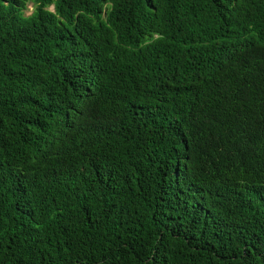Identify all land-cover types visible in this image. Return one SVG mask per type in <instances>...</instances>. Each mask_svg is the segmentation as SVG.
I'll return each mask as SVG.
<instances>
[{
  "label": "trees",
  "instance_id": "trees-1",
  "mask_svg": "<svg viewBox=\"0 0 264 264\" xmlns=\"http://www.w3.org/2000/svg\"><path fill=\"white\" fill-rule=\"evenodd\" d=\"M0 264H264V0H0Z\"/></svg>",
  "mask_w": 264,
  "mask_h": 264
},
{
  "label": "rangeland",
  "instance_id": "rangeland-1",
  "mask_svg": "<svg viewBox=\"0 0 264 264\" xmlns=\"http://www.w3.org/2000/svg\"><path fill=\"white\" fill-rule=\"evenodd\" d=\"M31 9H32V5L30 4V3H27L26 4V7H25V9H24V14H29L30 13V11H31Z\"/></svg>",
  "mask_w": 264,
  "mask_h": 264
}]
</instances>
